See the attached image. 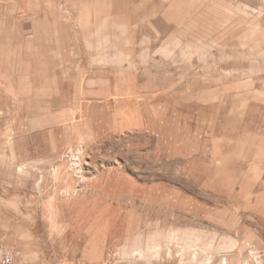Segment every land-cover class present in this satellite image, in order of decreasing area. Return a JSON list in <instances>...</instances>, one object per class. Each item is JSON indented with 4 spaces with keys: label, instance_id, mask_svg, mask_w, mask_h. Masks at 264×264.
<instances>
[{
    "label": "rangeland",
    "instance_id": "rangeland-1",
    "mask_svg": "<svg viewBox=\"0 0 264 264\" xmlns=\"http://www.w3.org/2000/svg\"><path fill=\"white\" fill-rule=\"evenodd\" d=\"M0 242L264 264V0H0Z\"/></svg>",
    "mask_w": 264,
    "mask_h": 264
},
{
    "label": "built area",
    "instance_id": "built-area-1",
    "mask_svg": "<svg viewBox=\"0 0 264 264\" xmlns=\"http://www.w3.org/2000/svg\"><path fill=\"white\" fill-rule=\"evenodd\" d=\"M0 264H15V256L10 249L0 242Z\"/></svg>",
    "mask_w": 264,
    "mask_h": 264
},
{
    "label": "bare ground",
    "instance_id": "bare-ground-1",
    "mask_svg": "<svg viewBox=\"0 0 264 264\" xmlns=\"http://www.w3.org/2000/svg\"><path fill=\"white\" fill-rule=\"evenodd\" d=\"M15 264H16V260H15Z\"/></svg>",
    "mask_w": 264,
    "mask_h": 264
}]
</instances>
